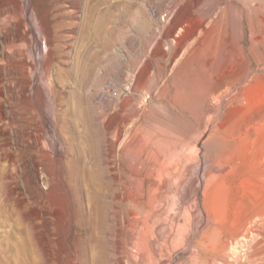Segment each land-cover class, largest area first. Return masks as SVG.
Segmentation results:
<instances>
[{
	"label": "rangeland",
	"instance_id": "1",
	"mask_svg": "<svg viewBox=\"0 0 264 264\" xmlns=\"http://www.w3.org/2000/svg\"><path fill=\"white\" fill-rule=\"evenodd\" d=\"M86 1V6L92 9L91 16L80 13L77 22L80 24L71 29L75 31V36H63L65 39L62 38L63 47L60 50L63 56L60 55V62L48 74L50 91L46 85H41L43 97L47 102H53V107L45 104L43 110L35 112L38 117L34 118L31 105L26 104L35 83L41 84L38 71L45 48L44 39H41L42 43L39 35V42L34 43L29 57L33 66L26 74L29 83L25 87V94L16 95L20 93L19 89L11 83L0 90V166L6 168L5 160L11 154H14L17 163L15 172L11 170L12 177L16 178H10L9 183L0 185V264H79L75 253L81 248L86 251L88 264H98L94 256L99 248L89 240V229L74 225L71 232H66V199L57 198L55 181L46 189V174L54 175L57 171L55 155L58 153H61L60 167L65 173L64 181L68 187L66 172L71 160L78 161L81 166L88 165V162L93 166L97 159L105 161L111 140L107 143L104 140L111 139L116 122L133 108L138 109V117L144 124H167L169 131L179 137L183 145L179 147L185 149L189 161L186 164L185 159L180 163L178 169L181 177L177 179L174 174L171 181L164 182L157 198H152L154 210L150 223L155 227L156 221L163 219L171 210L176 220L169 218L166 222L170 224L175 221V225H181L184 213L192 210L191 230H188L186 242L174 244L165 251H161L158 243H150V249L139 250L121 234L119 207H115L116 210L110 208L108 216L111 221L97 233L106 241V264H222L216 257L218 252L221 253L219 250L222 246L226 250H223L224 257L229 255L225 259V262L228 261L226 264L263 262L264 237L253 236L251 231L256 228L264 231V61L256 63L255 49L249 50L253 67L262 68L263 65V69L257 68L258 72L251 70L247 83L244 82L240 88L234 85L228 95L223 94L219 106L221 110L214 116L205 113L197 118L188 109L190 106L186 107L187 103H173L169 107L168 102L173 101L176 88L187 93L192 85L183 67L194 47L208 35L234 36L241 38L247 46V40L252 37L264 39V0ZM27 17L31 31L37 32L30 12ZM99 20L104 21L111 42L106 50L99 46L94 31ZM72 25L69 24V27ZM68 41L69 48L65 46ZM97 55L102 58L100 65L97 59L89 61V58ZM179 72L182 79H174ZM163 88L167 91L162 97ZM232 91L237 94H232ZM27 111H30L29 119L21 118L20 112L26 115ZM82 117L91 123L94 134L101 141L99 147L96 146L100 148L95 149L96 152L89 150ZM131 121L129 119L127 125L122 126V133L129 129ZM213 129L216 135L212 134ZM142 130L145 133V129ZM34 136L40 139L43 152L49 153V156L36 155L31 147ZM153 140L157 141V138ZM117 146L114 153L118 154L120 147ZM153 148L166 154L171 149L169 146ZM171 151H175L173 146ZM36 156L43 165L35 166ZM115 159L114 166L117 168L119 160L117 156ZM184 182L189 183L192 192L189 191L186 198H178L173 206L168 197L174 195ZM32 184L41 190L43 198H36L38 191H33ZM80 200L84 211H89V199ZM111 215H116L115 220ZM117 224L119 228L114 227ZM246 228L248 230L245 231ZM116 229H120L121 235L115 232ZM242 230L244 234L237 243L228 240L235 231L243 233ZM164 234L161 230L157 231L159 238ZM226 239L231 242L230 245H224L228 243ZM261 239L263 242L259 248L257 241ZM257 249L260 254H256Z\"/></svg>",
	"mask_w": 264,
	"mask_h": 264
},
{
	"label": "bare ground",
	"instance_id": "2",
	"mask_svg": "<svg viewBox=\"0 0 264 264\" xmlns=\"http://www.w3.org/2000/svg\"><path fill=\"white\" fill-rule=\"evenodd\" d=\"M86 5H87L86 0H0V90L4 89L3 87H7L8 83H11L14 84L19 89L20 93L16 94L17 93L16 92L15 93L16 95L25 94L24 93L25 87L27 86V83H29V81L26 80V74L27 71L30 70L33 66L31 61L29 60V57L33 50V45L35 42L38 41L37 35H39L40 40L44 39L45 51L38 71L40 74L41 84H37L36 82L35 86L33 87L32 93H30L31 95H28V97L26 98V100L29 101V103L26 104H29V106L31 105L30 108L32 109V114H35V112H40L41 110H43L44 109L43 107L47 103L50 108L53 107V102H47V100H45V98L43 97L44 95L41 85H46V89L50 91L49 85L47 84L48 74L53 69L54 65L59 61L58 58L60 57V55H62V52L60 53V50L63 47L62 38L64 37L73 38V36H75L74 35L75 31L73 32L71 29H75L76 26L80 24V22L79 24L77 23L79 21L78 18L80 13L85 12L87 17L91 16L92 9ZM29 12L32 14V18L37 27L36 29H38V31L36 30L37 32L33 30H32L33 32L31 31V28L29 26L30 23L27 17V13ZM69 24L71 25L73 24L72 27H69ZM83 29L84 27L82 28V30ZM180 29L182 30L181 27ZM94 31L96 33V38L98 39L99 46L103 50L109 48L111 42L110 39L107 37L108 30L103 20H99L97 22ZM182 31H184V29ZM209 32L213 33V30H210ZM208 36H209L208 38L201 40L194 47L193 52L189 55L183 67V69H185L188 72V76L187 75L186 76L192 85L187 89V93L181 92L178 88H176V90L173 92V101L168 102L169 107H172L173 103H179V102L187 103L186 107L190 106L188 107V109L191 110V113L194 116H197V118H200L202 115H205V113H208L209 115L211 114L213 116L218 114V111L221 110L219 109L220 108L219 106L222 103L221 98L223 94L228 95L231 90L230 88L232 86L234 87V85H238V87L239 86L241 87L244 84V82L249 80V79L247 80V76L251 70L252 71L256 70L255 72H258L257 68H261V67H257V68L253 67L251 59L249 57L250 55L248 53L250 49L252 50L255 49L256 51V55H255L256 63L264 61V39L252 37L250 38V40H247L248 42V46H247L246 43L242 42L241 38H234V36L227 38L219 37L216 35V33L213 36L210 35ZM68 42L65 46L69 48L70 41ZM261 47L263 48L260 49ZM95 59H97L96 61H98V65H100L99 63L102 61V58L99 55H97L96 57L92 56L91 58H89V61L91 60L94 61ZM91 65L92 64H90V68L92 67ZM95 66L96 65H94V67ZM261 69H263V65ZM261 69L259 71H261ZM255 74L257 75V73ZM180 75L181 73L179 72L178 74H176L174 79L181 80L182 77ZM250 78H252V76ZM166 91L167 89L163 88L161 93L162 97L165 95ZM233 93L236 92L232 91V94ZM48 94L50 95L49 92ZM31 96L33 99H31ZM207 100H209L210 102L208 103ZM30 111H27L26 115L23 114L25 111L24 112L22 111L23 113L20 112L21 114L20 117L21 118L27 117L29 119L28 116L30 115ZM9 113L11 112L9 111ZM137 113H138V109L133 108L130 113H127L125 115L124 118H121L119 122H116L114 126V131L113 133L111 132L112 133V137H110L111 139L106 138L107 140H104L106 141V143L111 140L110 145L108 143L110 148H108L107 151L108 153L105 158L106 163L103 160L95 159L96 162L93 166L89 165V162L88 165L84 164L81 166L78 161H75L74 159L71 160L70 163L67 165L68 171L66 172V175L68 176L69 179L68 180L69 187L66 185L64 181L65 173L63 174V170L60 167L61 153L55 155V158L57 160L56 161L57 171L54 173V175L50 173L46 174L47 172L45 173L46 176L48 175L47 182H45L46 189L50 188L52 186L51 183L55 181L58 188L57 198L66 199L65 201L68 207L66 232H71L75 226L76 227L86 226V228L89 229L88 230L89 240L94 242L96 246H98L99 248L98 252L94 256V259L98 264H106V259H107V255L105 252L106 241L104 237L97 236V233L99 230L102 231V229H104L106 225H108L109 223L108 221H111L110 220L111 218H109L108 216V211L110 208L114 209L115 207H119L118 211L121 212L120 219L122 220L121 223L122 226L120 228L122 229L121 234L125 236L126 241L129 242L132 241L134 247L136 249L138 248L139 250L141 248L150 249L149 246L150 243L151 244L158 243L160 245L161 251L163 250L165 251V249L170 248L174 244H180V243L183 244L184 242H186L185 241L187 239L186 236H188L189 234L188 232L191 230V229L189 230V226L191 225L192 218L190 213L192 210L189 211L188 213L187 211L184 213V217H183L184 222H182L181 225L179 224L175 225L174 223L175 221L171 222L170 224L166 222L167 219L169 218H171L172 220H176V217L174 216V212H172L171 210L164 215L163 219L156 221L157 224L155 225V227L150 223V217L154 210L152 204V198H157L156 195L158 192H160V188L163 186L164 182H166V180L171 181L174 174L176 175V178L179 179L181 177L180 174L181 171L178 169L180 163L185 161V159H186V164H188L189 161L187 162L188 157L186 155L185 149L183 147H179V146H183L180 144L179 137L175 136L173 133H171V131H169V129L167 128V124H165L164 122L163 125H161L162 122H160V124L158 122L157 123L151 122L150 125H147L146 123L144 124V122L140 121V118L138 117ZM35 116L36 114L34 115V118L38 117V114L36 117ZM145 116L146 114H144L143 116L144 119L146 118ZM83 118L84 117H82V119ZM129 119L132 120L129 129L125 128L126 130L122 133V129H124L122 128V126L125 125ZM156 119L157 118H155L154 120ZM83 122H84L83 125L85 131V134L84 133L83 134L86 135V140L88 142L89 150L91 152H94L95 149H100V148H96V146H98V143L101 141H99V138L96 137V135L94 134L91 123L87 120ZM21 124H23L22 120H21ZM142 129H145V133H143ZM26 131L25 133L27 134ZM212 134L216 135L215 129L212 130ZM153 138H157V141H154ZM39 140L40 139L37 136H34L32 142L33 145H31V147L34 148V151L36 155H38V157H44V155L49 156V153L47 154L45 153V151L43 152V148L41 147L40 145L41 143ZM117 145L120 147V151H118L119 152L118 154L114 153ZM155 146H160V147L169 146V148L171 149L173 146L175 148V151H171L170 149V153L166 154V152L156 151L153 148ZM23 150L24 149H22L21 151ZM13 156L11 154L7 157V160H5L7 164L6 168L5 167L2 168L0 166V185H5L9 183L7 181H9L10 178H16V177H12L11 174L12 172H15L14 166L17 164L15 162L16 159L15 157L13 158ZM116 156L119 160L117 168H115L116 166L115 161H117L115 159ZM36 159L37 161L34 160L35 166H37L38 164H42L39 162L37 156ZM35 166L33 167L35 168ZM111 166H113L115 169H112ZM169 168L171 169L173 168V170H169ZM22 180L25 181L24 179ZM22 180L20 183H22ZM168 184L171 183L168 182ZM32 185H34L33 191L34 192L38 191V194L35 195L36 198H43L42 192L41 190H38L37 185L36 184H32ZM189 191H190L189 183L184 182L182 186L177 188V192L174 195L168 197L171 199L170 203L174 206L177 202V199L178 198L183 199L184 197L186 198V194H188ZM191 192L192 191H190V193ZM71 198H74V200H72ZM80 198L89 199V204L91 206L89 207V211L87 212L84 211ZM103 198H110V200L107 201ZM114 217H116V215L113 216L112 218L113 220H115ZM116 223H118V221ZM167 223L169 225L167 231L164 232V230H166L165 227L167 226L166 225ZM117 225L115 226L113 225V226L119 228V225L118 226ZM120 229H116L115 232L117 231L120 234L121 232ZM111 230H113L114 232V229ZM158 230L163 231V234L165 233L162 238H159L157 236ZM246 230L248 229L246 228L245 231ZM101 231L99 233H101ZM251 233L253 236L264 237V231L260 230L259 228H256L255 230L251 231ZM243 234L244 232L240 233L235 231V233L232 234L231 237H229L230 239L228 238L227 239L237 243V241L242 238ZM262 242H263L262 239L257 241L259 248ZM229 243L231 242L225 243L224 245ZM223 250L226 252L224 246H222L219 250L221 251V253L218 252L219 254H217V256L216 255L214 256H216L220 262L222 261L223 262L222 264H226L228 261L225 262V259L228 258L229 255L225 258L224 257L225 252H223ZM256 254H260L259 249H257ZM75 255L79 264H88V259L86 257V251L84 248H81L79 252L75 253ZM215 259L214 261H216ZM261 259H263V262H261L260 264H264V257ZM234 260L232 262H234Z\"/></svg>",
	"mask_w": 264,
	"mask_h": 264
}]
</instances>
